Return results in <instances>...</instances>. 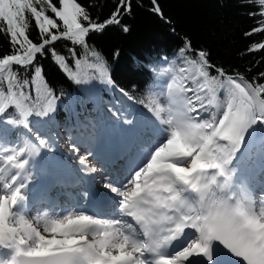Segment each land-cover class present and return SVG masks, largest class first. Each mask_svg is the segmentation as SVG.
Here are the masks:
<instances>
[{
    "label": "snow or ice",
    "instance_id": "6c2138e0",
    "mask_svg": "<svg viewBox=\"0 0 264 264\" xmlns=\"http://www.w3.org/2000/svg\"><path fill=\"white\" fill-rule=\"evenodd\" d=\"M249 2L259 9L250 15L260 17L245 33L251 36L264 32V0ZM128 11L129 0H118L100 22L78 0H0V34L11 45L0 55V264H264V83L223 68L212 75L206 51L186 55L190 43L179 50L178 71L154 85L147 103L138 101L154 118L156 139L123 179L104 184L109 210L52 204L29 219L32 162L53 150L30 118L49 117L58 99L37 58L50 54L69 79L87 83L51 47L70 41L95 58L91 78L115 88L86 38ZM32 21L38 42L29 35ZM262 49L264 42L248 50ZM253 142L260 151L250 166ZM77 163L84 175L97 171L87 157Z\"/></svg>",
    "mask_w": 264,
    "mask_h": 264
},
{
    "label": "trees",
    "instance_id": "16d2710c",
    "mask_svg": "<svg viewBox=\"0 0 264 264\" xmlns=\"http://www.w3.org/2000/svg\"><path fill=\"white\" fill-rule=\"evenodd\" d=\"M78 2L94 20L103 22L115 10L118 0ZM129 3L130 11L120 17V24L109 25L102 32L90 33L86 38L90 48L98 51L106 61L115 88L102 83L98 77L91 78L94 72L89 64L95 58L70 41L60 40L51 47L65 56L72 71L79 72L87 83L77 84L69 79L50 54L37 58L48 86L58 97L54 117L67 134L73 111L80 117L94 118L92 94L106 106H112V99L117 101L126 113L127 104L120 91L123 89L146 112L147 108L138 101L147 103L146 94L154 85L167 83V77L178 71L176 65H182L178 59L179 50L186 43L191 45L186 55L194 56L200 50L208 53L210 64L215 66L211 69L212 75L216 74L215 68H223L228 74L239 73L248 81L255 79L264 83V78L259 75L264 73V49L248 50L253 44L264 42V32L245 35L258 26L259 15H250L258 13V5L249 0H129ZM156 7H159V13L154 10ZM124 25L129 29L127 32L122 30ZM29 35L38 42L34 21ZM69 49H73L75 55ZM10 50L8 38L0 34V55ZM77 59L80 60L79 68L76 67ZM166 68L169 72L164 71ZM30 119L35 121L33 129L53 145L41 131L40 119ZM52 149L51 153L58 154L54 146Z\"/></svg>",
    "mask_w": 264,
    "mask_h": 264
},
{
    "label": "rangeland",
    "instance_id": "374dc122",
    "mask_svg": "<svg viewBox=\"0 0 264 264\" xmlns=\"http://www.w3.org/2000/svg\"><path fill=\"white\" fill-rule=\"evenodd\" d=\"M161 102L163 103V98H161ZM56 103L58 105V101ZM128 110L132 115L131 118L135 119V121H133L132 119V123L125 122L123 124V127L120 129V131L115 127V125L116 123H119L120 118L123 116V114L115 100H112L111 107L102 106L101 104L95 102L94 122L88 116H86L84 120L85 127L83 129H79L77 127L74 128L70 126V132L68 133L67 136L64 134L62 127H58L57 123H56L57 125H54L51 128L49 127L47 129L48 133H50L53 136L54 140H56L57 142L56 145L58 146L59 150H62L63 152L62 155L60 152V156L52 158V162L56 166L65 168L67 172L72 173L74 172V166L78 165L77 163L78 158L84 156L87 157L89 164L97 169V173L95 172L96 174L94 173V176L91 179L92 184L96 188L97 187L104 188V184L110 181L117 182L110 180L108 175L104 173L103 170L99 167L100 164L98 162L97 156L104 154L105 145L102 143L104 142L105 139V133L108 132V134L111 135V132H109V130L112 129L113 133L116 132L115 135L116 138H119V135L121 134L122 144H125L129 140L128 135L131 136V134L134 133V137L131 136V140H129V144H126L127 147L125 148L126 149L125 152L127 154L130 151H132L130 154V158L126 160V163L129 165H133L137 161V158L141 154L142 149L150 140L155 141V139L151 138V136L149 135L140 136L139 134V130H143L142 128H144L145 125L150 126L151 123L153 124L154 118L151 116V114L149 112L146 113L148 116L147 118L145 116L142 117L141 113L140 114L137 113L134 108L131 109L128 108ZM74 113L75 111H73V114ZM53 116L54 113L51 114L49 117L51 121L55 122V120H53L54 119ZM74 117L75 118L77 117L76 114H74ZM126 117H128V115H126ZM141 120L145 123V125L144 123L141 122ZM112 127L116 128L117 130ZM56 134L57 136H55ZM110 140H111V136H110ZM109 142L110 141L107 138V143L109 144ZM256 144L259 143L253 142V145ZM73 145L76 146L75 150H73L72 148ZM118 174L124 177L127 173L118 172ZM72 189H74V187ZM104 190L108 191V189L105 188ZM87 198L88 195L86 199ZM79 201L81 203L82 199H80ZM36 210L37 209H33L28 213L29 219H31V217L35 215Z\"/></svg>",
    "mask_w": 264,
    "mask_h": 264
},
{
    "label": "bare ground",
    "instance_id": "6f19581e",
    "mask_svg": "<svg viewBox=\"0 0 264 264\" xmlns=\"http://www.w3.org/2000/svg\"><path fill=\"white\" fill-rule=\"evenodd\" d=\"M108 129H110V128H108ZM109 132H111V135H109L108 132L105 133V139H104V142L102 143V144L105 145L104 154L108 153L107 155H111L112 152L115 151V150H125L126 151L125 148L127 147V145H125V146L124 145H116L117 143L116 144L115 143H112V138L118 140V138L115 137L116 132L113 133V130L112 129H110ZM110 136H111V140H110ZM107 138L110 141L109 144L107 143ZM96 173H97V171H96ZM110 180H112V179H110ZM97 188H98L97 189V192L100 191L101 193H104L105 195L112 196V194L110 192L104 190V188H102V187H97ZM92 189L94 190V188H92ZM75 201L73 202V204H75Z\"/></svg>",
    "mask_w": 264,
    "mask_h": 264
}]
</instances>
